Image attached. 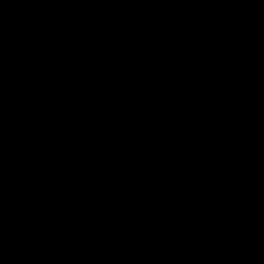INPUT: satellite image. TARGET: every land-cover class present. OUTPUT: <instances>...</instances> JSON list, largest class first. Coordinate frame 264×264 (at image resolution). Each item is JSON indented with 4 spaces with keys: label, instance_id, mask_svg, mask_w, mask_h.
<instances>
[{
    "label": "water",
    "instance_id": "obj_1",
    "mask_svg": "<svg viewBox=\"0 0 264 264\" xmlns=\"http://www.w3.org/2000/svg\"><path fill=\"white\" fill-rule=\"evenodd\" d=\"M0 264H264V0H0Z\"/></svg>",
    "mask_w": 264,
    "mask_h": 264
}]
</instances>
